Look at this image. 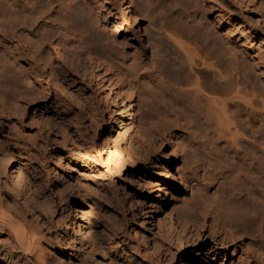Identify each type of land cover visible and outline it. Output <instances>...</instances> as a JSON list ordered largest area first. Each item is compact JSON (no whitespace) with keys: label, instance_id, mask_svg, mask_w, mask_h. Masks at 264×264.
Segmentation results:
<instances>
[{"label":"rangeland","instance_id":"rangeland-1","mask_svg":"<svg viewBox=\"0 0 264 264\" xmlns=\"http://www.w3.org/2000/svg\"><path fill=\"white\" fill-rule=\"evenodd\" d=\"M46 1L51 4V18L55 20L47 24L55 25L62 18L63 0H43L42 4L46 5ZM244 1L205 0L204 9L196 0H167L172 6L169 10L143 3L150 13L139 16L132 11L122 15L115 0H89L87 6L78 0L69 18L83 26L81 41L92 48L103 50L104 44H115L156 62L158 68L172 70L173 75V49L164 35L155 33L150 20L155 9L166 23L184 25L186 33L200 39L201 47L219 55L224 52L220 59L226 64L236 63L238 70L234 74L242 76L246 72L242 77L252 76L254 81L258 73L264 76V24L255 20L262 5L256 0L258 9ZM137 2L140 4L141 0ZM0 4L3 10L11 11L6 0H0ZM241 4L248 6L247 11ZM134 16H138L135 21ZM3 18L0 63L5 71L0 73V156L7 164L6 171L13 168L21 173L35 196L24 190L14 202L7 195L17 192L12 186V170L6 175L0 171V215L7 212L6 215L16 216L19 210L24 221L17 224H28L29 236L43 234L40 247L45 254L40 252L44 257L38 259L17 248L12 227L6 225L0 228V244L9 241L11 246H18L9 245L7 252L0 249V264H264V230L259 231L264 197L251 202L248 196L245 202L249 205L237 207L235 218L221 217L218 209L203 208L197 198L199 186L204 185L212 196L215 189L230 185V177L219 171L191 175L193 166L187 149L183 157L182 153L176 156L165 137L156 139L158 145L151 144L138 125L131 123L128 113L125 119H118L92 62L63 52L54 42H45L40 48V41L35 42L39 44L36 52L19 36L14 38L22 26L12 16ZM214 30L224 38L223 52L210 35ZM162 45L170 54L161 53ZM244 57L255 62L250 76L242 62ZM25 74L32 77L26 79ZM7 78L16 81L1 82ZM258 80L253 83L259 88L256 92L261 93L264 88L258 85L262 87L264 83ZM173 91L174 99L185 98L175 87ZM134 100L139 117L154 120L147 112L150 99L139 100L135 95ZM118 104L123 110L122 103ZM240 109L241 122L251 124L248 132L255 133L258 141L263 140L264 110L255 109L252 113L256 116L250 118L244 113L251 110L247 105L241 103ZM216 135L213 133L208 140L216 139ZM187 136L184 133V138ZM243 144L247 151L256 150L264 165L258 143L252 145L245 140ZM243 158L240 154L236 161L242 162ZM166 190L171 196L170 208L173 206L169 217L159 207V198ZM236 199L239 201L240 197ZM187 204L198 222L196 231L190 225L184 230L177 218L179 208ZM78 225L90 229L89 243L80 239Z\"/></svg>","mask_w":264,"mask_h":264},{"label":"bare ground","instance_id":"bare-ground-1","mask_svg":"<svg viewBox=\"0 0 264 264\" xmlns=\"http://www.w3.org/2000/svg\"><path fill=\"white\" fill-rule=\"evenodd\" d=\"M42 1L43 0H6V4L9 5L11 11L8 13L3 10V3L2 5L0 4V19L5 17L3 19L6 20V17L11 18L12 16V20L22 26L19 33L14 35V38L19 36L21 40L25 41L26 44L28 43L31 49L36 52H38L36 49L38 43L36 44L35 42L40 41V45L38 44L39 48L45 42H51V44L54 42L63 52H70L77 57L85 58L89 63L92 62L91 66L97 69L98 81L102 83L106 91V98L115 108L118 119H125V115L128 113L131 123L138 125V129L145 135L151 144L154 145L157 143L158 145L156 139L159 137L163 139L165 137L167 141L172 144L173 153H175L176 156L182 153L183 157V152L187 149L193 166L191 172L189 171V173H192L191 175H209L213 171H219L223 176L230 177L229 187L225 186L215 189L216 191L212 196L204 185L199 184V197L197 198L203 208L207 210L210 208L214 210L218 209L221 217L235 218V216H238L236 211L239 210L237 209L242 208L241 205L246 203L245 201L249 199L247 198L248 196L251 198V202L254 201H252L253 198L262 199V197H264V165L259 161L256 150L247 151L245 147H243V145H245L243 144L245 140H250L252 145L253 143H258V147L264 155V139L258 141L259 137L256 138V135L254 136L255 133L251 132V135L248 132V125L251 124L249 122L248 125H244L246 122H241L242 110L240 109L241 103L247 105L251 110L248 111L246 109L244 113L250 118L256 116L253 115V113L257 111L255 109L260 108L264 110V91L261 93L256 92L259 88L255 87V83H253L257 78L264 83V76L258 73L254 81L250 79L252 77L250 74L254 71L251 73L249 71L250 69H254L253 64H255V62L252 64L251 59L245 57L242 59L244 67L248 69L247 73L250 78L247 75V77H242L246 72H242L245 73L244 75L242 74V76L241 74H234L233 71L238 70L236 68V63L229 62V64H226L220 59L221 56H223V51L226 49H224V38L219 31H211L210 35L215 43L220 46V51L223 52L222 55L201 47L198 44L200 39L193 38L189 34L190 32L186 33V30H183V28L186 29V27H184V25H182V27L181 23L176 25L168 22L166 23V20L162 19V21L160 19L161 17L155 14V9L161 7H163V9L166 7L165 9L167 10L172 9V6L167 4V0H141L142 3L140 2V4L137 0L115 1H117L119 4L118 6H120L118 9H120L121 14L132 11V13L142 16L148 12L150 13L147 7H144L145 3H149V5L155 4V9H153L154 13H152V19L150 20H152L151 23L154 25L153 30L155 33L164 35L167 40L166 43L173 49L171 52L174 54V58L170 55V57L175 60L172 66L176 68V74L173 75L171 72L172 70L170 71V69L164 67L163 69L158 68L156 62L144 60L139 53L128 51L124 48L121 49L115 44H104V42H102L104 45L102 46L103 50H101L100 48H92L90 45L82 42L80 37L84 29L83 26L79 27L80 24L77 21L73 23L69 18L73 8L79 4L78 0H63L61 21H57L55 25L48 26V22H55V20L51 18L52 9H50V2L46 1V5L44 4V6ZM83 1L86 6L89 4V0ZM196 1H199L200 5L204 8L205 0ZM240 1L238 0V3H240ZM245 1H247L249 5L257 7L256 0ZM258 1H260L258 4L262 5L260 8L262 7L264 11V1ZM245 6L246 5L243 7ZM247 7H245V10ZM255 7H251V9ZM80 8L82 7L80 6ZM257 8L259 9V7ZM262 9H260V15L255 14V20L258 23L260 22L259 24H264L262 23L264 21V12ZM137 18L138 16L134 18V21ZM40 21L47 25L41 24ZM44 28H46V30H44ZM200 31L203 32V28H201ZM95 36L97 35L95 34ZM162 41L164 42V40ZM105 43H107V41H105ZM159 45L161 46V43H159ZM160 51L165 56L169 53L168 49L163 45ZM40 53L42 59L43 53L41 51ZM177 63H179V65H177ZM0 71L1 74L5 71L2 63H0ZM25 77L26 79L30 78L32 74H25ZM8 79L12 80L13 83L16 81L14 78V80L7 78L3 79L1 82H7ZM163 86L168 87V90L163 91ZM259 86L261 89L264 88V86L261 87V85H258V87ZM174 87L178 89L179 92H182L185 98L181 97L182 99H179L177 96L178 98L174 99ZM135 95L139 100H142L144 97H146V99L148 98V100L150 99L147 105L149 106V111L147 112L148 116H151L154 120H148V118L143 119L141 116L139 117L138 108L134 100ZM118 102L122 103L123 110L120 108ZM184 133L188 135L186 138H184ZM213 133H217L216 136L218 137L214 140H208ZM220 139H224L225 142L221 143ZM240 154L244 156L243 161L237 162L236 160L238 158L236 159V157L238 155L240 156ZM1 159L2 157L0 156V171L3 175H6L7 172L12 170L11 177H13L14 180V185L12 186H14V189L17 191L16 194L13 192L15 195L10 191L7 195L11 197L14 202H17L16 197L23 195L24 190L31 196H35L34 191L32 192V189L27 184L23 175L17 172V170L13 171V168H8V171H6L7 164L6 162L3 164L4 162ZM244 191L245 194H243ZM168 196L171 197L166 190L159 198V207L167 214L166 216L169 217L172 212L169 211L172 203ZM237 196L240 197L239 201L236 199ZM246 204L249 205L248 202ZM258 204H262V202ZM252 208L255 209L253 206ZM191 209L192 207L187 204V206L181 207L179 210L176 209L178 210V215H176L184 230L190 225L193 227V230L196 231L198 222L196 218L191 215L193 211V209ZM213 209L211 210L214 211ZM171 210H173V206ZM6 214L7 212L2 216L0 215V226H2L0 228L3 229L6 225L12 227L13 232L11 231V236L15 239L14 241L18 243L19 247L17 248H21L27 252V254H32L34 258L41 259L44 257V249L41 251L40 247L43 234L39 236L41 234L38 233V236L36 234L37 237L34 235L29 236L30 233L28 234L26 228L28 224H17L20 220H23V216L20 215L21 213L19 210L16 211V216H12L10 213V215ZM260 222L259 231L262 233L264 230V218H262ZM78 228H80V225H78ZM89 230L90 229L87 228H80V232H82L80 239L86 243H89L87 237ZM262 235L264 236V234ZM5 242L0 244V249L3 248V250L7 252L11 243L9 241ZM18 245L16 244V246ZM40 252L44 254L39 255Z\"/></svg>","mask_w":264,"mask_h":264}]
</instances>
